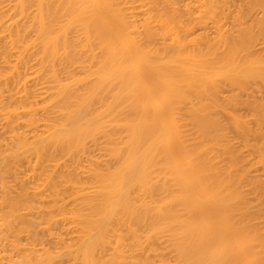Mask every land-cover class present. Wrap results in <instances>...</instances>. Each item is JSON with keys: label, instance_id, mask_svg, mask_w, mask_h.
<instances>
[{"label": "bare ground", "instance_id": "6f19581e", "mask_svg": "<svg viewBox=\"0 0 264 264\" xmlns=\"http://www.w3.org/2000/svg\"><path fill=\"white\" fill-rule=\"evenodd\" d=\"M260 43L264 0H0V264H264Z\"/></svg>", "mask_w": 264, "mask_h": 264}, {"label": "rangeland", "instance_id": "374dc122", "mask_svg": "<svg viewBox=\"0 0 264 264\" xmlns=\"http://www.w3.org/2000/svg\"><path fill=\"white\" fill-rule=\"evenodd\" d=\"M260 44H261V43H260ZM261 45H264V43H262ZM261 45H259V47H260ZM257 47H258V46H257ZM259 47H258V48H259ZM260 48L262 49V47H260ZM258 50H260V49H258ZM262 50L264 51V47H263ZM255 93H256V92H255ZM256 94L258 95V93H256ZM256 94H255V95H256ZM262 94H263V93H262ZM253 95H254V93H253ZM257 95H256V96H257ZM262 96H263V95H262ZM250 97H251V96H250ZM257 98H258V97H257ZM238 109L240 110L241 108H238ZM244 109H245V108H244ZM244 109H243V110H244ZM239 110H237V112H238ZM245 111L247 112L246 109H245L243 112H242V109H241V112H242L241 114L246 113ZM241 114H240V115H241ZM247 114H248V112L246 113V115H247ZM244 115H245V114H244ZM244 115H243V116H244ZM246 115H245V116H246ZM231 134H232V133H231ZM57 263H58V264H61L62 262H61V261H60V262L58 261Z\"/></svg>", "mask_w": 264, "mask_h": 264}]
</instances>
